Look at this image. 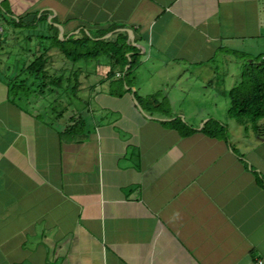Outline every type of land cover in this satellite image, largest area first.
<instances>
[{"label":"crops","instance_id":"crops-1","mask_svg":"<svg viewBox=\"0 0 264 264\" xmlns=\"http://www.w3.org/2000/svg\"><path fill=\"white\" fill-rule=\"evenodd\" d=\"M1 3L39 36L49 24L60 40L128 28L139 57L121 96L111 93L107 58L70 74L77 93L92 73L98 84L59 124L30 98L11 102L0 72V264H264V123L230 136L229 118L210 116L229 106L219 98L233 87L215 82L229 55L264 60V0ZM41 15L47 21L33 22ZM0 28L9 34L1 46L33 45L17 36L30 27L0 16ZM55 50L48 68L64 75L68 62ZM151 96L162 103L154 112L138 102ZM188 113L201 115L197 126ZM78 117L81 141L62 139ZM175 119L192 131L170 127ZM204 119L224 126L227 140L204 135Z\"/></svg>","mask_w":264,"mask_h":264},{"label":"trees","instance_id":"trees-1","mask_svg":"<svg viewBox=\"0 0 264 264\" xmlns=\"http://www.w3.org/2000/svg\"><path fill=\"white\" fill-rule=\"evenodd\" d=\"M5 14H9L4 4H0V16L4 21H10V23L17 27H33L31 23H25L23 19H8ZM18 20V21H16ZM46 16H40L36 18L34 16L33 22H45ZM50 33L46 36H37V48L32 53V60L24 64L19 70L16 76H5L4 83L8 87V95L11 102H15L20 95L25 98H29L27 86L28 77L20 79L22 75H27L33 81L39 80L40 76L45 79L44 86L51 88L60 87L64 80L68 81L69 90L74 96L77 95L78 82L74 80V84H71V78L65 79L64 75L53 76L49 74L48 62L50 60V50L56 49L67 62L77 63L80 61L98 60L100 57H105L109 60V71L107 76L111 81V84H115L111 88L112 95L121 96L124 92V87H130V73L137 65L138 51L132 46L128 35L125 32H120L108 39H101L107 33L117 28L116 25L92 33V36H88L85 33L80 35L71 36L66 40H60L58 38V30L53 27L52 24L48 25ZM31 39L30 37H28ZM2 41L0 40V46ZM242 59H245V64L242 67L240 82L226 93L229 100L228 117L234 119L238 124L242 125L247 131L251 127L253 131H257L258 122L264 118V60L259 61L257 58L251 59L244 55H239ZM9 69H7L8 71ZM119 71L123 76L115 80V72ZM2 74H4L2 72ZM114 79V80H113ZM116 82V83H115ZM120 89L117 93L115 90ZM126 91V90H125ZM139 104L147 111L154 112L155 107H161L160 103L155 96L148 97L146 99L138 98ZM170 127L183 134L191 132L192 130L186 129V125L180 120L175 119L171 121ZM84 123L81 117L73 120L66 127L64 131L60 133V137L63 139H70L75 142L81 141L82 134L79 131L83 128ZM201 132L212 138H224L227 140L225 127L219 122L211 119L208 120ZM185 134V133H184ZM258 183L260 182L257 179Z\"/></svg>","mask_w":264,"mask_h":264},{"label":"rangeland","instance_id":"rangeland-1","mask_svg":"<svg viewBox=\"0 0 264 264\" xmlns=\"http://www.w3.org/2000/svg\"><path fill=\"white\" fill-rule=\"evenodd\" d=\"M37 29V30H36ZM26 28V30H22L24 32L18 33V37L23 36H29L33 40V45L25 42H17V44H7V45H2L0 48V72H3L4 75L8 77H13L16 76L19 73V70L23 67L24 64L29 63L32 60V53H34L36 50H38L36 44L37 42V36H39V28ZM5 37L8 39L9 34L8 33H3L0 34V37ZM54 51V50H53ZM57 53L58 51L55 50ZM55 57H59L55 56ZM62 57V56H61ZM105 57H100L99 59H104ZM63 59V57L61 58ZM227 59V58H226ZM65 60V59H64ZM63 62L65 63V61ZM229 63L228 65L220 66L218 67V70L220 72L216 75L215 77V82L218 81V86H221L222 81H224V87L226 90L231 89L232 87H235L239 81V76L241 74V69L245 64V60L242 59L240 56L235 57L232 55H229L228 57ZM89 63V66L85 67V64ZM88 68L90 71H95L98 70L99 66H96L95 60H89V62L85 61H80L77 63H70L68 62L67 64H64L63 68V73H64V78L67 79L70 77V74L73 72L78 71L79 69L82 68ZM51 68V67H50ZM48 68L49 74H52V71ZM241 68V69H240ZM5 69H9L8 71ZM224 69L225 74H223L222 71ZM29 78L27 82V86L29 87L28 94H29V101H31L34 105H37L38 108L41 110H45L44 112L46 114L41 115L44 119L55 123H58V116L63 113H67L63 115V120H67L72 114H70L73 109H79L82 107V101H87L88 95L90 94V90L92 87L96 86L97 83V76H95L93 73L90 75L89 80L83 81L84 78H81V82L83 81V89L78 91L76 98H73L72 92L67 91V85L69 84L67 80H64L62 85L60 87L56 88H51L49 86H44L45 84V79L40 76L39 80L33 81L30 79L29 76L27 75H22L20 79L24 78ZM71 78V84L72 86L74 84V78ZM233 81V82H232ZM217 83V82H216ZM98 88V87H96ZM104 88V87H103ZM176 91V90H175ZM177 92V91H176ZM184 100V99H183ZM221 102H226L227 104L229 103V100L227 98H219ZM191 101V99H188V103ZM176 105L179 104V101L177 100L175 102ZM188 107H192V105H188ZM229 108V106H228ZM227 108V112H228ZM188 112L191 111V109L187 108ZM225 111V113H221L219 115H210L214 116L215 118L226 120L228 117V113ZM200 114L198 113H188L187 114V123L189 125H194L197 126L199 124L198 120H200ZM192 118V120H190ZM204 119L203 123L205 122ZM230 121V128H229V135L232 136L231 128L232 130L234 129L237 130V132L242 134H251L253 133V128L251 127L246 131L244 127L240 124H238L234 119L229 118ZM185 122V121H184ZM260 122L264 123V119H262ZM234 127V128H233Z\"/></svg>","mask_w":264,"mask_h":264},{"label":"water","instance_id":"water-1","mask_svg":"<svg viewBox=\"0 0 264 264\" xmlns=\"http://www.w3.org/2000/svg\"><path fill=\"white\" fill-rule=\"evenodd\" d=\"M57 27H59V29H60V38H62V37L64 36V31H63L62 27H60V26H57ZM79 32H80V31H79ZM84 32H85V30H84ZM120 32H125V33H127L128 37H129V39H130V41H131V44L134 45L135 47H137V45H136V41H135V38H134V35H133L132 31H131L130 29H128V28H125V27H118L115 31H113V32H111V33L105 35V36L102 37L101 39H108V38H111L112 36H114L115 34L120 33ZM86 33L88 34V36H90V37L92 36L91 33H89L88 31H87ZM61 40H62V39H61ZM135 102H136V101H135ZM136 105H137V107L141 110V108H140V106L137 104V102H136ZM141 111H142V110H141Z\"/></svg>","mask_w":264,"mask_h":264},{"label":"built area","instance_id":"built-area-1","mask_svg":"<svg viewBox=\"0 0 264 264\" xmlns=\"http://www.w3.org/2000/svg\"><path fill=\"white\" fill-rule=\"evenodd\" d=\"M0 31H2V29L0 28ZM118 77L121 76V74H117ZM257 264H261V262H258Z\"/></svg>","mask_w":264,"mask_h":264}]
</instances>
